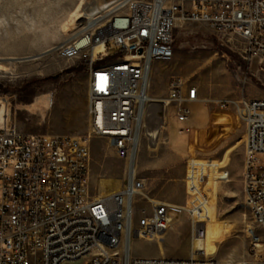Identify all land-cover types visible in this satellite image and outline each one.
Listing matches in <instances>:
<instances>
[{
	"label": "built area",
	"instance_id": "built-area-1",
	"mask_svg": "<svg viewBox=\"0 0 264 264\" xmlns=\"http://www.w3.org/2000/svg\"><path fill=\"white\" fill-rule=\"evenodd\" d=\"M179 18L208 23L218 38L238 42L250 63L264 73V0H114L103 13L86 18L83 28L57 47L65 59L83 58L88 68L86 135L25 133L0 122V264H219L214 257H137L133 238L158 239L170 228V205L148 197L137 217L135 200L146 180L138 175L137 158L155 103L172 106L186 122L199 89L172 76L168 95H150L156 61L172 60ZM110 47L123 50L111 57ZM105 61L98 64V61ZM232 110L245 125L244 196L255 226L247 232L258 254L264 240V97L203 98ZM185 128H180L184 132ZM107 138L127 174L119 190L91 194V140ZM213 160L191 158L185 177L187 204L182 208L191 236L206 235L211 194L206 191ZM263 253L258 254L262 256ZM239 264H264L243 260Z\"/></svg>",
	"mask_w": 264,
	"mask_h": 264
},
{
	"label": "rangeland",
	"instance_id": "rangeland-1",
	"mask_svg": "<svg viewBox=\"0 0 264 264\" xmlns=\"http://www.w3.org/2000/svg\"><path fill=\"white\" fill-rule=\"evenodd\" d=\"M113 1L0 0V122L7 120L25 133L87 134V63L83 58L60 57L57 47L83 28L86 17L103 13ZM191 1L187 0L189 7ZM174 45L172 60L153 63L150 95L155 100L166 98L169 80L175 75L200 86L204 93L192 102V114L184 123L176 120L172 106L163 108L156 103L150 108L147 126L158 127L159 135L156 143L144 136L138 154V175L146 180V189L135 200L137 217L142 207L150 212L146 196L183 208L188 201V160H213L205 189L211 194L207 228L214 241L213 248L204 250L206 255L199 252L200 256L218 260L221 245L230 242L222 264L259 260L264 257V246L257 249L262 256L255 254L247 232L255 224L244 196L245 125L232 110L207 104L203 98L264 97V73L257 69L256 61L250 63L240 43L218 38L205 22L179 18ZM91 151V194L119 190L126 178L127 161L116 156L104 137L92 138ZM108 180L118 185L105 193L102 183ZM257 232L264 240V231ZM177 237L175 231L161 239L135 237L132 255L177 257L173 246L180 243ZM195 245L192 238V248Z\"/></svg>",
	"mask_w": 264,
	"mask_h": 264
},
{
	"label": "crops",
	"instance_id": "crops-1",
	"mask_svg": "<svg viewBox=\"0 0 264 264\" xmlns=\"http://www.w3.org/2000/svg\"><path fill=\"white\" fill-rule=\"evenodd\" d=\"M151 75H152V71H151ZM88 80H89V75L87 74V82H88ZM197 87L199 89V96H200V94L204 93V90L200 86H197ZM87 101H88V99H87ZM168 212L169 213L170 212H173V213L178 212V214H177V216L171 215V217L173 218V222L171 223L170 228L162 236V238L165 237L168 233H171L173 231L177 232V234H178L177 238H179L180 243L173 245L174 251H177V257H179V258L190 257V256L194 255L195 250L206 255V252L213 248V241H214L213 240V232L209 228H207V231H206L207 234H206V237L204 239V241H206V244H204V246H205L204 250H206V252H204V250H198L195 246L192 248V246H191V240H192L191 224L188 221V219L186 218L187 216H186L185 212L183 211L182 207H180L179 205H170ZM158 239H161V238H158ZM173 239L175 242L176 236ZM229 244H230V242H225L221 245V253H220L219 259H218L220 264H222V262H223L224 255L228 252ZM161 248L163 249L162 244H161ZM215 248H216V245H215ZM215 253H216V251L214 252V254ZM196 254H198V253L196 252ZM248 261H251V259H248Z\"/></svg>",
	"mask_w": 264,
	"mask_h": 264
},
{
	"label": "bare ground",
	"instance_id": "bare-ground-1",
	"mask_svg": "<svg viewBox=\"0 0 264 264\" xmlns=\"http://www.w3.org/2000/svg\"><path fill=\"white\" fill-rule=\"evenodd\" d=\"M87 18V17H86ZM89 18V17H88ZM156 104V103H155ZM148 131V135H150L152 141L154 143L157 142L158 140V135H159V128L158 127H153L152 129L149 127V129L147 130ZM118 185V183H116L115 181H112V180H108L104 183H102V188H103V191L106 193V192H110L112 189L116 188ZM102 195H105L104 193H102ZM206 237V235H205ZM204 238L202 239H195L196 240V245L195 247L198 249V250H204L205 246H204ZM264 245L262 244V242L258 243L257 247H263Z\"/></svg>",
	"mask_w": 264,
	"mask_h": 264
},
{
	"label": "trees",
	"instance_id": "trees-1",
	"mask_svg": "<svg viewBox=\"0 0 264 264\" xmlns=\"http://www.w3.org/2000/svg\"><path fill=\"white\" fill-rule=\"evenodd\" d=\"M110 49H111V51H112V53L110 54V55H112L111 57H114V56H116V55H123L125 52L123 51V50H115V48H113V47H110ZM98 64H100V63H102V60L101 61H98L97 62ZM86 67H87V64H86Z\"/></svg>",
	"mask_w": 264,
	"mask_h": 264
}]
</instances>
